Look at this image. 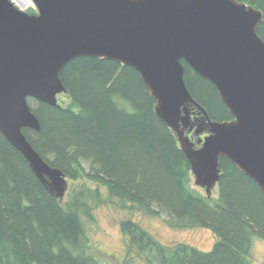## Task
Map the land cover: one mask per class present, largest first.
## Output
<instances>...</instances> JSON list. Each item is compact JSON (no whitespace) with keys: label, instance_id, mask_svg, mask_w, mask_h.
<instances>
[{"label":"trees","instance_id":"trees-1","mask_svg":"<svg viewBox=\"0 0 264 264\" xmlns=\"http://www.w3.org/2000/svg\"><path fill=\"white\" fill-rule=\"evenodd\" d=\"M236 1L262 13L256 33L264 41V0ZM181 63L186 88L209 119L230 121L213 85ZM60 79L67 92L57 107L27 99L40 131L22 133L40 157L73 183L87 179L104 187L107 200L123 209L164 217L177 228L206 229L216 238L207 252L185 244L168 248L126 219L120 226L131 248L157 264H252L254 240L264 242V194L251 179L220 160L215 197L190 188V164L133 69L79 57ZM192 113L196 128L202 116L195 108ZM103 203L98 190L85 186L71 188L63 202L52 198L0 134V264H95L82 248L81 217L91 218Z\"/></svg>","mask_w":264,"mask_h":264},{"label":"water","instance_id":"water-1","mask_svg":"<svg viewBox=\"0 0 264 264\" xmlns=\"http://www.w3.org/2000/svg\"><path fill=\"white\" fill-rule=\"evenodd\" d=\"M32 1L35 15L0 0V134L52 198L63 200L67 179L22 133L40 131L27 99L57 107L58 96L67 92L60 72L79 57L114 61L138 73L155 115L176 135L194 185L207 198L219 181L220 160L264 194L260 11L236 0ZM181 61L213 85L230 121H211L193 100ZM194 108L202 116L196 128Z\"/></svg>","mask_w":264,"mask_h":264},{"label":"rangeland","instance_id":"rangeland-1","mask_svg":"<svg viewBox=\"0 0 264 264\" xmlns=\"http://www.w3.org/2000/svg\"><path fill=\"white\" fill-rule=\"evenodd\" d=\"M60 101L65 104V97H60ZM67 184L68 190L61 200L62 202L65 201L71 188L78 189L80 186L98 190L106 202L92 208L91 218L81 217L84 227L82 248L95 261V264H157L151 256L139 254L129 246L128 238L120 226V222L126 219L134 220L164 247L172 248L179 244H185L207 252L216 242L215 236L209 230L177 228L168 224L164 217H157L141 210L130 212L128 209H123L115 199L110 202L107 200V191L104 187L87 179L77 183L67 180ZM190 188L198 194L205 195L202 188L194 185L193 176L191 177ZM216 192L217 185L212 190V197L216 196ZM250 259L252 264H264L263 241L254 240Z\"/></svg>","mask_w":264,"mask_h":264},{"label":"built area","instance_id":"built-area-1","mask_svg":"<svg viewBox=\"0 0 264 264\" xmlns=\"http://www.w3.org/2000/svg\"><path fill=\"white\" fill-rule=\"evenodd\" d=\"M18 11L26 14H37L36 5L32 0H8Z\"/></svg>","mask_w":264,"mask_h":264}]
</instances>
